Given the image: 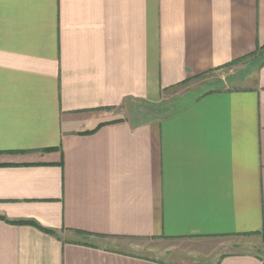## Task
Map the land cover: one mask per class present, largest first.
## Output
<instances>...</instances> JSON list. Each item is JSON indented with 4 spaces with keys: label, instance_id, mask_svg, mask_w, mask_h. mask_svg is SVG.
I'll return each mask as SVG.
<instances>
[{
    "label": "crops",
    "instance_id": "1",
    "mask_svg": "<svg viewBox=\"0 0 264 264\" xmlns=\"http://www.w3.org/2000/svg\"><path fill=\"white\" fill-rule=\"evenodd\" d=\"M263 46L264 0H0V264H264Z\"/></svg>",
    "mask_w": 264,
    "mask_h": 264
},
{
    "label": "rangeland",
    "instance_id": "2",
    "mask_svg": "<svg viewBox=\"0 0 264 264\" xmlns=\"http://www.w3.org/2000/svg\"><path fill=\"white\" fill-rule=\"evenodd\" d=\"M238 65L236 68L233 66H228L224 67L220 70H217L216 72H211L206 75H203L201 78H198L191 82V87L197 88V86L202 87V91L204 90H210V89H218L223 86H230L231 83V76L232 74L229 73H234V74H240V75H245V72L250 70L249 72L253 73L255 70V67L258 65V61L256 60L255 62L252 63H246V62H238L235 64V66ZM231 67V68H230ZM243 68V69H242ZM230 70V71H229ZM246 70V71H245ZM250 73V74H251ZM243 75V76H244ZM241 84V83H240ZM177 90V89H176ZM185 91V89L182 90H177L173 91L170 94H165L164 95V100L162 102L166 103L170 101H176V99ZM189 95H186L184 99H186ZM131 103L129 101L123 103L120 107H117L116 111H119V117H126L130 118L131 113ZM176 104L174 105H169L168 107H163L161 108V113H163L165 110H170L173 108ZM136 106L139 108H142L141 111L143 113H146V110L143 109L142 106H145L144 103H136ZM139 110H137V113ZM139 115H142V113H139ZM224 240V239H223ZM129 241L128 245H135V250L140 253V255L151 257V258H157L159 260H173L176 259V257L179 255L181 256L179 259H182L186 262H191V261H196L199 260V257H194L190 256V250L191 249H196L199 248L197 245L200 243L199 240H186V239H152V240H145V239H131L127 240ZM127 244V243H126ZM209 245L207 246H215L212 245L214 243H208ZM171 250V252H168L167 250ZM210 249V248H209ZM254 251L259 253L260 255H264V249L261 247H253ZM198 251V250H195ZM177 253V254H176ZM203 255V254H202ZM174 256V257H173ZM200 256V255H199ZM196 258V259H195Z\"/></svg>",
    "mask_w": 264,
    "mask_h": 264
},
{
    "label": "trees",
    "instance_id": "3",
    "mask_svg": "<svg viewBox=\"0 0 264 264\" xmlns=\"http://www.w3.org/2000/svg\"><path fill=\"white\" fill-rule=\"evenodd\" d=\"M260 51H261V52L264 51V46L260 48ZM240 61H241V59H237V60H234V61H231V62H228V63L222 65V67H228V66H231V65H235L236 63H238V62H240ZM263 62H264V60L261 61L260 64H262ZM210 72H211V70H210ZM206 73H207V72H206ZM206 73H204V74H206ZM208 73H209V71H208ZM202 75H203V74H202ZM199 76H200V75H199ZM161 108H163V107L154 108V107L148 106V107L146 108V113L139 112V113H142V115H140V117L143 116L144 119H149V118H151V117H157V118L160 117V119H161V118H165L166 116L169 115V113H170L171 110H165L163 113H161ZM155 109H156V112H155ZM176 111H177V110L173 111L171 114L175 113ZM20 223H22V222H20ZM27 223H30V224L36 225V223L33 222V221H28ZM36 226H37V225H36ZM40 228H41V227H40ZM42 229H43V228H42ZM45 230H46V231H50V230H48V229H45Z\"/></svg>",
    "mask_w": 264,
    "mask_h": 264
}]
</instances>
